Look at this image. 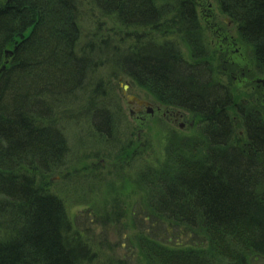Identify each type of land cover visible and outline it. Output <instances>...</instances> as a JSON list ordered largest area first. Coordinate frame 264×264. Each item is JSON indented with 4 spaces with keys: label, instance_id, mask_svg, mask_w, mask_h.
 Segmentation results:
<instances>
[{
    "label": "trees",
    "instance_id": "16d2710c",
    "mask_svg": "<svg viewBox=\"0 0 264 264\" xmlns=\"http://www.w3.org/2000/svg\"><path fill=\"white\" fill-rule=\"evenodd\" d=\"M86 1L0 0V264H97L78 235L68 234L64 203L37 179L41 168L52 170L67 153L53 123L59 108L89 84L97 56L105 65L114 55L106 49L111 41L80 48ZM216 2L251 48L255 71L264 75V0ZM92 4L124 30L172 33L163 42H138L117 53L120 68L156 102L190 113L206 139L175 154L170 174L144 176L154 195L143 216L149 230L137 228L148 263L249 264L251 255L264 260V114L236 99L202 60L196 0ZM94 109L98 130L107 132L110 114L103 105ZM181 226L201 229L207 252L168 246Z\"/></svg>",
    "mask_w": 264,
    "mask_h": 264
},
{
    "label": "rangeland",
    "instance_id": "374dc122",
    "mask_svg": "<svg viewBox=\"0 0 264 264\" xmlns=\"http://www.w3.org/2000/svg\"><path fill=\"white\" fill-rule=\"evenodd\" d=\"M93 1H86L82 8L79 46L94 49L101 46L99 43L111 41L106 49L114 55L105 65L98 56L93 60L89 84L76 91L74 99L66 98L63 110L70 108L58 116L63 111L60 107L53 118L67 141V153L52 165V170L41 168L38 186L64 203L71 229L68 234L78 235L97 258V264H149L139 248L137 228L143 224V229L149 230L143 216H147L144 211L154 195L144 176L153 172L170 174L175 154L206 139L201 123L190 113L159 105L120 68L117 53L138 42H163L172 33L124 30ZM196 4L204 37L202 60L210 63L216 81L229 86L236 99L264 114V75L255 71L251 48L240 40L235 24L220 13L216 0H196ZM181 48L192 53L184 45ZM133 99L151 103L154 113L149 114ZM95 105H103L110 114L107 132L96 126ZM236 133L243 138L240 128ZM167 244L205 252L209 248L201 229L184 226L176 227ZM249 264H264V260L251 255Z\"/></svg>",
    "mask_w": 264,
    "mask_h": 264
},
{
    "label": "flooded vegetation",
    "instance_id": "af4514ba",
    "mask_svg": "<svg viewBox=\"0 0 264 264\" xmlns=\"http://www.w3.org/2000/svg\"><path fill=\"white\" fill-rule=\"evenodd\" d=\"M133 100L137 102V99H133ZM146 103H147V107L150 109L152 107L151 103H149V102H146ZM159 105H162V104L159 103ZM152 109H153V107H152ZM160 109L161 108H159L158 110H160ZM152 113H154V109H153Z\"/></svg>",
    "mask_w": 264,
    "mask_h": 264
},
{
    "label": "bare ground",
    "instance_id": "6f19581e",
    "mask_svg": "<svg viewBox=\"0 0 264 264\" xmlns=\"http://www.w3.org/2000/svg\"><path fill=\"white\" fill-rule=\"evenodd\" d=\"M133 101H134V100H133ZM130 104H134V102L131 101ZM137 105L140 106V107H144V106L139 105V104H137ZM145 107H146V106H145ZM146 108H147V110H148V113H151V112H150L151 110H150L148 107H146Z\"/></svg>",
    "mask_w": 264,
    "mask_h": 264
},
{
    "label": "water",
    "instance_id": "95a60500",
    "mask_svg": "<svg viewBox=\"0 0 264 264\" xmlns=\"http://www.w3.org/2000/svg\"><path fill=\"white\" fill-rule=\"evenodd\" d=\"M139 105H143V103L139 102Z\"/></svg>",
    "mask_w": 264,
    "mask_h": 264
}]
</instances>
